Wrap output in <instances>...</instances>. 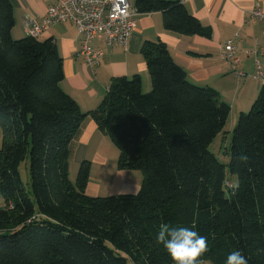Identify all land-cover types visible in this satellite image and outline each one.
Instances as JSON below:
<instances>
[{"label":"trees","instance_id":"16d2710c","mask_svg":"<svg viewBox=\"0 0 264 264\" xmlns=\"http://www.w3.org/2000/svg\"><path fill=\"white\" fill-rule=\"evenodd\" d=\"M134 6L162 13L168 31L211 35L183 0ZM14 26L12 1L0 0V264H173L155 238L163 223L206 236L203 261L226 264L240 250L248 264H264V85L240 113L224 164L210 146L231 106L214 87L190 81L164 41L141 46L151 90L139 74L114 77L85 112L62 87L54 39L16 38ZM87 116L119 150V169L142 170L136 194H87L89 160L71 180L72 144ZM27 156L29 191L20 173Z\"/></svg>","mask_w":264,"mask_h":264},{"label":"crops","instance_id":"0c3cea01","mask_svg":"<svg viewBox=\"0 0 264 264\" xmlns=\"http://www.w3.org/2000/svg\"><path fill=\"white\" fill-rule=\"evenodd\" d=\"M11 1L15 15L13 35L21 38L28 35L25 29L26 19L41 21L57 0ZM183 2L204 25L211 28L210 36L183 35L168 31L164 28L160 12L137 13V25L128 49L118 45L109 46L102 33L97 35L94 46L103 49L104 55L100 64L95 67L77 54L82 36L73 22L57 23L43 30L37 37L40 40L53 38L56 42L64 60L65 76L61 83L62 87L77 100L85 112L93 110L100 104L114 77L131 78L139 74L143 90L149 91L152 88V80L141 46L146 40H162L167 44L174 60L187 72L190 81L217 89L231 106L230 116L234 113L238 119L241 112L250 109L264 85V82L253 77L255 58L259 57L264 61V56L247 53L255 47H264V19L251 16L258 8L264 11V0H183ZM236 34H239L238 69L245 72L244 76L238 75L224 54V44ZM114 146L109 135L99 129L91 116H87L74 138L70 157V161L77 164L84 160L90 161L87 194L100 195L101 191H105L103 183L106 178L109 180V183L106 182L109 186L106 192L112 195L133 191L136 193L140 190L142 183L130 176L132 174L130 170L116 168L113 174L109 177L105 175L104 179L93 175L94 164L108 165L109 159L113 153L115 154ZM4 206L6 201L0 194V207Z\"/></svg>","mask_w":264,"mask_h":264},{"label":"built area","instance_id":"2783aa9c","mask_svg":"<svg viewBox=\"0 0 264 264\" xmlns=\"http://www.w3.org/2000/svg\"><path fill=\"white\" fill-rule=\"evenodd\" d=\"M137 13L134 0H57L41 21L26 19L25 29L28 35L37 37L43 30L57 23L73 22L82 36L81 47L77 54L95 67L100 64L104 55L103 49L94 46L97 35L102 33L109 46L118 45L128 49L137 25ZM251 16L264 19V11L258 8ZM238 36L239 34H236L235 37L227 40L223 48L225 58L233 69L238 75L244 76L245 72L238 69L240 63L237 54ZM247 53L264 56V47H255ZM253 77L264 82V61L259 57L255 58Z\"/></svg>","mask_w":264,"mask_h":264},{"label":"clouds","instance_id":"9594fccd","mask_svg":"<svg viewBox=\"0 0 264 264\" xmlns=\"http://www.w3.org/2000/svg\"><path fill=\"white\" fill-rule=\"evenodd\" d=\"M242 159L246 160L247 157ZM155 238L173 264H204L201 258L209 251L207 237L186 226L176 227L163 223ZM226 264H248V260L240 250H236L227 255Z\"/></svg>","mask_w":264,"mask_h":264},{"label":"rangeland","instance_id":"374dc122","mask_svg":"<svg viewBox=\"0 0 264 264\" xmlns=\"http://www.w3.org/2000/svg\"><path fill=\"white\" fill-rule=\"evenodd\" d=\"M234 115H235L234 113L231 114V116L229 117L223 131L216 137V139L212 142V144L210 146L211 151L214 152L216 154V156L220 159V161H222L224 164L229 163V156L225 153V148L227 146H229V144H230L232 132H233V129H234V127L237 123V120H238V119H236L237 115H235V116ZM234 117H235V119H234ZM1 140H2V133L0 132V143H1ZM114 149H115L116 155L113 153V156L109 159L108 165L103 166V165H98L97 163L94 164V168L92 171L93 175L97 176L100 179H104L105 175L107 177H109L111 174H113L114 170H116V168H118L119 150L115 146H114ZM29 163H30V160H29V157L27 156L20 164V173L22 176V180H23L24 185L28 191L31 189V175H30ZM81 163L82 162L77 164L74 161H70V174L69 175H70L71 180L74 182L76 181ZM130 171L132 172V174H130V176L132 178L137 179L140 183L143 182L144 174H143L142 170L131 169ZM90 172H91V169H90ZM103 173H105V174H103ZM228 180H230L231 182H237V177L230 175ZM106 182L109 183V180L107 178H106L105 182L103 183V184H105V186H104L105 191L104 190L101 191L100 195H97L96 193H93V194L88 193V194L91 196H109V195H112L111 193L106 192V189L109 188V186L107 185ZM93 183H95V181ZM134 193H135V191H133L131 193H126V194H134ZM204 264H212V262L209 260H204Z\"/></svg>","mask_w":264,"mask_h":264}]
</instances>
